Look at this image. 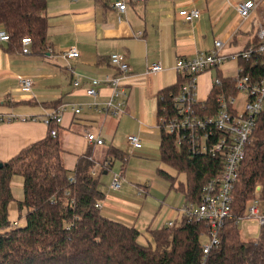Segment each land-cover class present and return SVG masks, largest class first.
<instances>
[{
  "label": "crops",
  "instance_id": "1",
  "mask_svg": "<svg viewBox=\"0 0 264 264\" xmlns=\"http://www.w3.org/2000/svg\"><path fill=\"white\" fill-rule=\"evenodd\" d=\"M114 1L46 0L47 28L43 50L31 44L30 51L23 53L21 45L14 48L7 41H0V112L42 114L50 108L65 105L57 134L68 169H73L86 151L91 160H101L108 146L120 150L125 158L129 156L130 161L133 154L147 164L152 161L157 165L164 164L159 154L156 103L158 92L176 81L177 75L172 69L175 59L209 51L215 40L222 42L221 52L235 54L253 42L264 19L261 2L248 17L242 18L235 5L244 0H122L126 6L122 18L118 19ZM189 7L198 8L200 15L186 22L177 11ZM70 47L77 48L78 57L63 55ZM112 53L120 54L128 64V71L120 78L127 99L119 117L108 115L102 109L111 92L106 83L97 86L94 96L85 92L91 78L117 74L109 59ZM154 61H159L164 69L148 72V66ZM236 64L237 60L231 59L219 69L201 72L195 89L197 99H206L217 72L228 76V71L236 69ZM18 75L32 79L29 90L20 87ZM71 106L79 107L80 111L73 112ZM46 132V125L39 120L0 122V162L43 138ZM86 133L102 138L103 143H89ZM128 134L139 137L140 143L133 150L126 142ZM129 151L134 152L130 154ZM114 165L115 161L111 169L103 170L101 174L106 177L100 185L104 190L101 210L111 219L135 226L136 219L138 222L143 219L147 197H142L141 204L137 205V201L126 200L123 196L132 193L134 198L141 197L151 192V186L149 189L146 176L130 174L126 164L120 162L115 171ZM160 169L158 167L156 171ZM113 172H119L122 178L118 189L109 186ZM11 189L16 199L22 198L19 177L13 178ZM256 198L264 207V199ZM184 201L183 198L181 204ZM180 205L176 211L170 210V216L163 222L151 225L153 220L150 219L142 227L147 231L148 227L157 228L168 221H179L182 217ZM10 206L16 208L15 203ZM238 227L240 236L245 239L257 236L260 230V225L250 218H243Z\"/></svg>",
  "mask_w": 264,
  "mask_h": 264
},
{
  "label": "trees",
  "instance_id": "2",
  "mask_svg": "<svg viewBox=\"0 0 264 264\" xmlns=\"http://www.w3.org/2000/svg\"><path fill=\"white\" fill-rule=\"evenodd\" d=\"M45 7L46 0H0V26L8 33L10 47L20 48L21 38L28 35L33 47L44 49ZM237 62L250 74L264 72L261 62L255 66L241 59ZM176 75L173 84L158 92L156 123L159 117L174 111L173 97L185 81ZM216 76L220 83L212 85L201 103L203 107L198 108L201 115L217 110L219 93L235 94L231 77L219 72ZM46 127L43 138L0 162V264H200L203 222L182 216L171 226L148 227L149 240L141 242L136 227L107 217L100 207L104 195L100 176L103 170L111 169L114 161L122 163L124 154L108 146L105 163L95 175L91 174L95 165L89 151L78 158L73 169H68L58 124L51 122ZM50 128H56L55 136L50 135ZM159 129L160 160L174 174L162 169L157 172L164 174L169 187L183 193L185 201L196 202L204 183L220 174L221 159L210 154L191 155L185 143L177 145L172 133ZM180 173L185 177L176 181ZM14 177L22 181L21 199H16L11 189ZM256 197L264 199V109L255 121L238 168L231 216L225 219L219 242L204 264H264V225L257 236L245 239L236 221L244 215L247 202ZM11 203H15L18 217L23 218L22 226H15L16 220L9 217Z\"/></svg>",
  "mask_w": 264,
  "mask_h": 264
},
{
  "label": "built area",
  "instance_id": "3",
  "mask_svg": "<svg viewBox=\"0 0 264 264\" xmlns=\"http://www.w3.org/2000/svg\"><path fill=\"white\" fill-rule=\"evenodd\" d=\"M261 0H244L235 5V9L242 18L249 16L252 9ZM113 6L117 10V18L121 19V13L125 9V2L116 0ZM178 15L186 22H190L200 15L196 7L181 8ZM257 41L251 43L235 54L221 52L222 42L214 41L213 49L199 51L191 57H178L175 59L172 69L176 74L185 78L178 92L173 97V112L165 114L158 119V127L175 136L177 145L185 143L191 155L210 154L218 157L222 162V170L219 175L207 180L201 188L196 202L184 201L180 206V213L188 221L203 222L205 230L200 237L205 238L202 242V255L200 264H204L207 254L219 242V231L227 217L231 216L232 190L238 177V168L245 155V146L251 135L257 117L264 109V72L250 74L243 65L236 64V74L228 75L234 80L233 89L235 94L226 95L219 93L217 96L218 107L214 113L201 115L198 108H202L196 97V83L198 75L209 69H219L231 59H241L250 62L252 66L261 62L264 66V19L256 33ZM8 33L0 29V41H7ZM21 52L30 51L31 38L24 35L21 40ZM78 50L70 47L63 55L66 58L78 57ZM110 63L114 66L117 74L104 75L103 78L93 77L85 88L87 95L94 96L97 86L102 82L110 87V95L104 101L103 111L113 117H119L124 112L127 91L120 83L121 75L128 71V64L118 53L110 54ZM164 67L159 61L151 62L148 72H159ZM18 83L23 90H29L33 81L29 77L17 76ZM220 78L215 77L213 84L218 85ZM73 112H79L80 108L70 107ZM65 105L61 104L50 108L42 114H22L13 111L0 112V122L10 121H41L46 126L51 122L59 124L61 113ZM50 135H56V128H50ZM86 140L93 144H102V138L93 133H86ZM126 142L131 150L139 145V137L136 134L126 135ZM93 168L91 174L95 175ZM72 180V177L69 179ZM119 172L112 173L110 188L118 189L121 184ZM140 191H142L140 189ZM67 194V192H66ZM97 205V204H96ZM243 218L255 220L258 225H264V207L257 198L249 200L246 204L244 215L237 217L240 222ZM19 226L16 220L13 222ZM171 221L164 226H171Z\"/></svg>",
  "mask_w": 264,
  "mask_h": 264
},
{
  "label": "rangeland",
  "instance_id": "4",
  "mask_svg": "<svg viewBox=\"0 0 264 264\" xmlns=\"http://www.w3.org/2000/svg\"><path fill=\"white\" fill-rule=\"evenodd\" d=\"M260 2H261L260 4L264 6V0H261ZM228 72H229V75H232V76L236 74V71L234 68H232ZM118 134L121 135V133H118ZM134 151H129V153L131 154ZM143 161H146V160H143ZM93 163L95 165L93 168L97 170V167H99L101 163L104 164L105 160L104 158H102L99 161L94 160ZM122 163L123 165L126 164L127 166L126 169L127 171L130 172V174H133L135 176H140V175L146 176L148 180L147 183H149V189L151 186V192L145 195L143 194L141 197L134 198L132 193H131V196L128 194H125L123 196L125 197L126 200H131L135 202L137 201V205L141 204L140 199H142V197L144 196L147 197L146 198L147 204L143 207L145 210L143 219L140 222H138V220L136 219L137 225H135L136 228L141 232L139 240L143 243H147L146 240L147 239L149 240V235L148 233H146L147 231L145 230V227H142L143 224H147L150 219L153 220L151 225L157 224V222H163V220L168 219V217L170 216L169 211L170 210L176 211L175 208H177V205L181 204V201L183 200L184 197L179 192L175 191L173 188L170 190L169 183L167 179H165L164 174L158 173L156 171L157 168L160 167L164 169L166 172L170 174H174V170L170 166L166 164L157 165L156 161H152V163L147 164V163L142 162L140 156L133 155V154L131 155V161H130L129 156H126L125 160ZM118 165H120V160L115 161V165L113 167L114 171L118 170L117 169ZM101 177L99 179V182H100V185L102 186V183L106 177L105 178H103L104 176H101ZM184 177L185 175L183 173H180L178 178H176V181L183 180ZM9 217L11 220L13 219L17 220L19 222V226L23 225V218L22 217L19 218L16 210L11 208V206H9ZM201 240L202 242H205V238L201 237Z\"/></svg>",
  "mask_w": 264,
  "mask_h": 264
},
{
  "label": "water",
  "instance_id": "5",
  "mask_svg": "<svg viewBox=\"0 0 264 264\" xmlns=\"http://www.w3.org/2000/svg\"><path fill=\"white\" fill-rule=\"evenodd\" d=\"M0 165H1V163H0ZM255 191H256V192H258V191H259V186H256V189H255Z\"/></svg>",
  "mask_w": 264,
  "mask_h": 264
}]
</instances>
